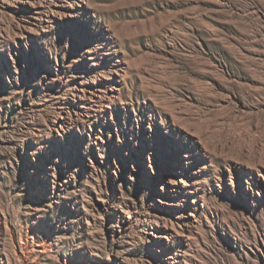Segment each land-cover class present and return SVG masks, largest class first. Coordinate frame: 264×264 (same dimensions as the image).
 <instances>
[{
	"label": "rangeland",
	"instance_id": "obj_1",
	"mask_svg": "<svg viewBox=\"0 0 264 264\" xmlns=\"http://www.w3.org/2000/svg\"><path fill=\"white\" fill-rule=\"evenodd\" d=\"M0 223L33 264H264V0H0Z\"/></svg>",
	"mask_w": 264,
	"mask_h": 264
},
{
	"label": "bare ground",
	"instance_id": "obj_2",
	"mask_svg": "<svg viewBox=\"0 0 264 264\" xmlns=\"http://www.w3.org/2000/svg\"><path fill=\"white\" fill-rule=\"evenodd\" d=\"M49 14V13H48ZM39 16V15H38ZM46 16V15H45ZM35 17L36 19H38L37 16H33ZM44 18V17H43ZM47 18V17H46ZM49 20L47 21H51V16L49 15L48 16ZM41 19V18H39ZM45 21V20H44ZM102 39V38H100ZM105 40V39H103ZM103 40H99V37L97 38V41L95 44H91V46H95L96 49H92L91 50V46H90V49H88V53L90 55V59L91 57H93L92 53H95L97 52V49H98V46H99V43L103 42ZM93 48V47H92ZM97 61V60H96ZM113 71L114 73H118L119 71L123 70L119 64V62H117V64L113 63ZM119 82H121L119 79L115 80V82L111 83L108 85V88H106L104 90V92L106 93L105 97L107 100V103H110L115 95V91H117L119 89ZM82 80H78L76 82V85H74V90L73 92L71 93L72 95L74 94L75 90L76 89H80L82 88V86H80L82 84ZM105 88V87H104ZM103 88V89H104ZM85 90V89H84ZM94 91L96 89H93ZM78 91V90H77ZM80 91V90H79ZM89 91V90H88ZM101 89H99V95L98 97H101ZM85 92V91H84ZM118 92V91H117ZM97 96V95H96ZM78 97H80L78 95ZM89 97V96H88ZM84 98V97H83ZM97 100V99H96ZM95 100V101H96ZM99 102V101H98ZM96 103V102H95ZM113 103V102H112ZM83 109V108H82ZM87 110V109H86ZM95 111V110H94ZM81 113L84 112L83 110L80 111ZM68 113V112H66ZM85 113V112H84ZM95 113V112H94ZM92 115V114H91ZM77 118V117H76ZM76 118H69V117H66L63 115V112H59V115H58V120H54L53 121V127L54 128H57V126L60 128V129H64V128H70L73 126V123H75V121H77ZM65 130V129H64ZM58 133V132H57ZM182 155V154H181ZM180 155V156H181ZM177 158H179L178 156H176ZM188 162H191L190 159L188 158L187 161ZM185 162V163H186ZM202 168L204 167V165L201 166ZM167 185V184H166ZM167 187V186H166ZM167 189L168 188H164L163 189V193L166 194V196L168 197L169 195H167ZM172 191V194H170L171 196H174L175 197V200L176 203L178 204L179 203V199H186V196H187V193H185V191H188V192H193V189L191 187L188 188V190H182L180 189L179 187H174L173 189H171ZM184 196V197H182ZM167 200V198H164ZM164 202V201H162ZM166 202V201H165ZM172 203V202H171ZM161 205V204H160ZM153 209V208H152ZM197 211V208L196 206H192L191 208V211H188V216H194L195 215V212ZM158 212V211H157ZM163 216V215H162ZM147 217L149 218L148 220V224H147V229H150V237L148 236V241L150 243H153V244H156V243H159V242H163L164 239L168 240L170 238H174L175 237V232L177 233V231H179V233L181 232V234H183L184 232H186L191 223H192V219L188 218L187 220H181V219H177L174 223L177 225V227L175 228H172V232L169 231V227H168V222L166 219H161L160 221L158 220L159 218H157V214L156 212H149L147 214ZM157 218V219H156ZM157 220L160 222L158 223ZM181 220V221H180ZM1 224V223H0ZM173 224L172 222H170V225ZM157 227H160V228H157ZM4 229V228H3ZM5 230V229H4ZM4 231L2 229H0V264H33L32 261H30L29 259V256H28V253H31L30 251H43V245L39 244V243H36V244H33L32 241H28L27 239H23L25 240V244L24 241L21 242V240L19 239L18 242L16 243H13V250H12V257H8L4 251H3V235H4ZM178 233V234H179ZM186 234V233H185ZM185 236V235H184ZM21 238V237H19ZM169 242V241H168ZM37 253V252H36ZM43 253V252H42ZM179 254H177L176 252H174L173 254H163L162 256L159 257V262L158 264H179L180 262V259H179ZM33 260V259H32Z\"/></svg>",
	"mask_w": 264,
	"mask_h": 264
}]
</instances>
